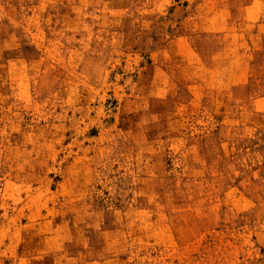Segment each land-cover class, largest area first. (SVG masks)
I'll list each match as a JSON object with an SVG mask.
<instances>
[{
	"label": "rangeland",
	"instance_id": "rangeland-1",
	"mask_svg": "<svg viewBox=\"0 0 264 264\" xmlns=\"http://www.w3.org/2000/svg\"><path fill=\"white\" fill-rule=\"evenodd\" d=\"M0 264H264V0H0Z\"/></svg>",
	"mask_w": 264,
	"mask_h": 264
}]
</instances>
